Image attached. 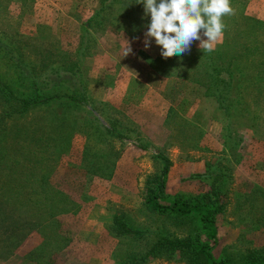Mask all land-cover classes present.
<instances>
[{
	"label": "rangeland",
	"instance_id": "374dc122",
	"mask_svg": "<svg viewBox=\"0 0 264 264\" xmlns=\"http://www.w3.org/2000/svg\"><path fill=\"white\" fill-rule=\"evenodd\" d=\"M134 1L101 10L100 0H0V41L23 55L30 67L77 62L98 115L107 123L117 122L118 130L132 131V142L122 143L107 134L97 140L91 127H81L87 115L79 117L73 110L62 123L69 133L62 152L55 116L43 117L46 113L32 109L0 121V182H48L36 198L45 190L56 208L58 203L63 207L42 227L21 231L22 241L11 253L10 248H1L0 264H37L39 257L45 264H184L159 256L139 257L157 232L183 237L194 229L189 221L151 212L143 205L148 183L164 166L157 153L171 161L161 198L168 205L207 191L211 179L202 180L199 174L219 168L229 172L224 211L217 214L219 241L212 243L216 260H237L239 254L254 250L264 253V220L255 225L249 221L253 213L264 216V133L248 129L254 116L264 119V0H231L236 14L224 18L226 28L213 52L204 54L195 41L190 53L167 59L154 39L145 49L150 16L145 18L143 4ZM128 43L133 51L123 57ZM206 56H215L214 64L222 60L232 66L234 91L239 90L242 100L234 112L249 114L241 120L243 140L233 150L224 123L217 119L228 117L210 95L213 85L205 73ZM0 78L12 86L17 83L1 49ZM127 81L126 100L124 91L118 90L128 87ZM37 123L46 127L36 133ZM35 133L46 136L44 144L30 147ZM87 143L93 147L91 161L84 157ZM112 146L118 157L108 170L94 152L108 148L111 152ZM12 206L0 207V219L30 218L25 209ZM252 206L258 209L250 211ZM116 215L129 218L142 233L114 234L110 226ZM48 238L43 256L39 250Z\"/></svg>",
	"mask_w": 264,
	"mask_h": 264
},
{
	"label": "trees",
	"instance_id": "16d2710c",
	"mask_svg": "<svg viewBox=\"0 0 264 264\" xmlns=\"http://www.w3.org/2000/svg\"><path fill=\"white\" fill-rule=\"evenodd\" d=\"M122 1L125 0H100L102 4L101 10L108 8L111 4ZM134 2L136 3V0ZM0 49L10 63L13 71H15L17 81L16 85L12 86L0 78V121L14 115H25L32 109H38L43 114L46 113L43 117L55 116V127L56 131L58 130V134L56 135L58 136V148L63 152L64 148L62 147L66 146V143L64 144L62 141L64 138L68 139L69 133H66L68 127L62 125V123L68 120L67 118L71 114V111L76 110L79 113V117L87 115L86 122L89 124L84 122L81 127H91L90 131L96 133L97 140H100L103 135L107 134V136H111L122 143L126 141L132 142L131 130H127L126 132L118 130L117 122L111 120L108 124L107 121H104L98 115L96 106L91 103L84 89L77 62L66 64H63V62L58 65L44 62L35 67H30L25 63L23 55H20L11 45L0 41ZM214 57L206 56L208 66H206L205 73L210 76L212 81L213 88L210 95L218 105L216 108L222 110L226 114V117H228L226 119H217H220L224 123L227 131L226 137L232 144L229 146V149L233 150V147L243 140L244 125L241 124V120L248 118L249 114L248 112H244L245 114L238 115V113L234 112L235 108L240 109V102L242 101L238 98L239 90L236 93L234 91L236 75L230 64L224 63L222 60L220 61L221 64H214ZM251 122L253 123L248 129H254L259 135H261L260 131L264 133V119L260 120V116H254ZM237 125L239 126L238 130L236 128ZM45 127L46 124L37 123L36 133ZM36 133L31 135L30 147H35L34 143L38 146L44 144L46 136ZM87 135V138H92L89 132ZM109 143L112 144L113 142L110 141ZM86 146L84 157L86 160L91 161L88 156L91 154L93 147L89 143ZM109 146L111 145L109 144ZM138 146L148 149L144 144H138ZM110 153L112 157L109 156ZM98 154L105 160V163L100 162L102 167L108 170L115 167L118 153L115 151L114 146H112L111 152L110 148L105 152H94L95 156ZM156 156L164 161V166L161 174L156 176L153 182L148 183V194L145 197L143 205L151 212L169 214L189 221L194 225V229L189 230L188 234L183 237L168 234L164 230L157 232L151 246L139 256L140 259L145 260L151 256H159L165 259H176L184 264H264V253L260 252V250L241 253L235 257L237 260L227 258L216 260L212 252L213 245L219 241L217 214L224 211L225 207L222 197L226 194L225 189L227 188L229 178V172L226 168L209 170L198 175L202 180L206 178L211 179L208 190L203 194L191 200L168 205L161 202V198L165 193V177L171 166V161L162 153H157ZM47 183L0 182V192L3 191L0 207L6 206V203L11 206L14 205L12 206L13 209H25L30 216L24 222L13 221L10 219V215L0 219V249L10 248L8 252L11 253L22 241L21 238L23 236L19 234L21 231L25 230L26 227L30 229L42 227L52 217L51 213L55 217L56 214L63 210L60 203H58L60 208H56L52 201V196L48 191L42 190L41 196L36 198L38 190L46 187ZM36 184L39 187H36ZM53 191L51 189V192ZM257 209L252 206L250 211ZM11 215L15 217L17 214L11 213ZM128 219L124 215H116L110 226V230L117 236L124 237L141 234L142 230L136 225L131 224ZM263 220L264 216L263 218H259L256 213H253L249 221L255 225ZM25 222H28V224H25ZM49 241V238L47 239V243L45 240V243L39 250L43 256H46L45 252L48 244H50ZM35 262L37 264H45L42 263L40 257Z\"/></svg>",
	"mask_w": 264,
	"mask_h": 264
},
{
	"label": "clouds",
	"instance_id": "9594fccd",
	"mask_svg": "<svg viewBox=\"0 0 264 264\" xmlns=\"http://www.w3.org/2000/svg\"><path fill=\"white\" fill-rule=\"evenodd\" d=\"M143 4L144 17L150 16L145 26L144 46L155 44L167 59L190 53L199 41L203 53H211L224 34L225 17L236 14L231 0H136ZM130 43L123 47V57L132 53Z\"/></svg>",
	"mask_w": 264,
	"mask_h": 264
},
{
	"label": "crops",
	"instance_id": "0c3cea01",
	"mask_svg": "<svg viewBox=\"0 0 264 264\" xmlns=\"http://www.w3.org/2000/svg\"><path fill=\"white\" fill-rule=\"evenodd\" d=\"M122 72L123 71H121V74H122ZM130 77V76H129ZM119 80V79H118ZM116 82H117V80H116ZM128 82V87H126V88H120L118 91H124V98H126V100H127V97H130L129 96V94H126V91L127 90H129V87H130V82L129 81H127ZM121 83V85H123L124 83L123 82H120ZM142 85V87H147V86H145L144 84H141ZM125 94H126V96H125Z\"/></svg>",
	"mask_w": 264,
	"mask_h": 264
}]
</instances>
